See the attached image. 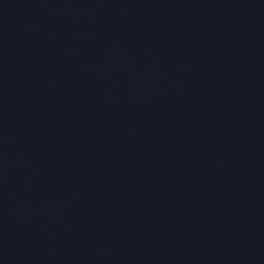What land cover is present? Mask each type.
I'll return each instance as SVG.
<instances>
[{"label": "water", "instance_id": "water-1", "mask_svg": "<svg viewBox=\"0 0 264 264\" xmlns=\"http://www.w3.org/2000/svg\"><path fill=\"white\" fill-rule=\"evenodd\" d=\"M0 264H264V0H0Z\"/></svg>", "mask_w": 264, "mask_h": 264}]
</instances>
